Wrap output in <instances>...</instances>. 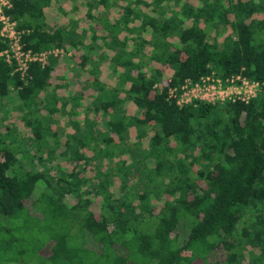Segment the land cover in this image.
I'll list each match as a JSON object with an SVG mask.
<instances>
[{"label":"trees","instance_id":"trees-1","mask_svg":"<svg viewBox=\"0 0 264 264\" xmlns=\"http://www.w3.org/2000/svg\"><path fill=\"white\" fill-rule=\"evenodd\" d=\"M4 12L24 49L70 54L24 77L0 54V110L12 90L20 101L0 128V264H264V0ZM207 74L259 90L169 96Z\"/></svg>","mask_w":264,"mask_h":264},{"label":"built area","instance_id":"built-area-1","mask_svg":"<svg viewBox=\"0 0 264 264\" xmlns=\"http://www.w3.org/2000/svg\"><path fill=\"white\" fill-rule=\"evenodd\" d=\"M12 0H0V37L7 41V47L0 51L5 60L15 64V70L20 71L21 77L26 75V69L30 61L37 60L45 64L47 56L69 55L65 48L53 47L48 50L32 52L21 45V31L16 28V23L4 12L5 7L11 6ZM25 82L27 79L24 80ZM259 90V83L254 80L242 78L240 75H231L222 80L220 77L207 74L192 82L186 79L180 86L169 87V96L175 98L177 103L188 102L191 99L215 102L224 99H244L255 95Z\"/></svg>","mask_w":264,"mask_h":264},{"label":"rangeland","instance_id":"rangeland-1","mask_svg":"<svg viewBox=\"0 0 264 264\" xmlns=\"http://www.w3.org/2000/svg\"><path fill=\"white\" fill-rule=\"evenodd\" d=\"M210 34L212 36L213 31H211ZM103 74L106 75L105 77H108L107 73L106 74L103 73ZM18 103H20V101L18 99L17 92L15 90H12V92L9 95V97H7L3 101V106L4 107H3V109L0 110V128H1L2 131L5 130L6 122H10L8 124L14 123L13 121H15V118L16 117L18 118V114L16 112L19 109L17 107ZM4 113H5V115H4ZM4 116H6V117H4ZM62 120H60V121H62ZM17 122H19V121H17ZM19 123L16 124V125L19 126ZM19 127L21 128V126H19ZM21 131H23L22 133L26 135L27 134L26 131H28V127H24V129H22ZM63 132L62 131L60 132V138H63Z\"/></svg>","mask_w":264,"mask_h":264},{"label":"crops","instance_id":"crops-1","mask_svg":"<svg viewBox=\"0 0 264 264\" xmlns=\"http://www.w3.org/2000/svg\"><path fill=\"white\" fill-rule=\"evenodd\" d=\"M78 3L81 1V0H76ZM82 3H84V2H82ZM81 5H83V4H81Z\"/></svg>","mask_w":264,"mask_h":264}]
</instances>
